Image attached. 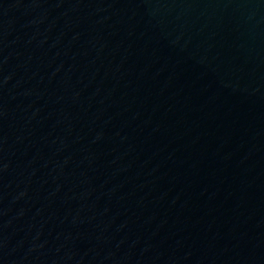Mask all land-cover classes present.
<instances>
[{
  "label": "water",
  "instance_id": "95a60500",
  "mask_svg": "<svg viewBox=\"0 0 264 264\" xmlns=\"http://www.w3.org/2000/svg\"><path fill=\"white\" fill-rule=\"evenodd\" d=\"M0 264H264V0H0Z\"/></svg>",
  "mask_w": 264,
  "mask_h": 264
}]
</instances>
